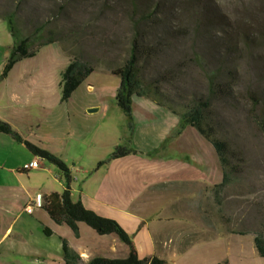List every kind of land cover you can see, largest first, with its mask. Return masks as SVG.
<instances>
[{"label":"rangeland","instance_id":"rangeland-1","mask_svg":"<svg viewBox=\"0 0 264 264\" xmlns=\"http://www.w3.org/2000/svg\"><path fill=\"white\" fill-rule=\"evenodd\" d=\"M11 13L20 36L32 38L30 50L52 32L71 54H82L93 64L115 68L126 59L136 40L152 48L149 59L141 61L145 82L166 77L169 82L161 84L165 94L179 102L210 97L213 125L218 137L228 142L234 154L231 164L237 172L230 174V183L216 197L211 192L207 207L227 230L260 229L264 224V0H0V75L13 45L2 17ZM60 41L40 47L34 57L16 63L5 84L24 74V80L30 82L28 103L46 109L44 125L49 132L58 115L66 116L73 107L93 101L100 102L101 114L109 122L116 124L121 118L116 130H124L127 120L122 119L115 103L120 80L103 68L89 75L68 103L61 102L60 75L70 58ZM40 82H45L43 90L38 87ZM219 86H227L229 96L210 94V87ZM27 124L23 131L36 130ZM59 141L63 153L60 159L75 167L72 186L79 193L83 172L90 169L95 158L89 154L70 162L68 158H74L81 142ZM15 144L24 154H30L24 145ZM33 144L41 148L53 143L45 139L42 144ZM14 155L19 156V150ZM41 163V171L23 174L26 187L34 192L51 184L62 191L58 182L63 179L54 181L58 169ZM9 223L4 218L1 226ZM38 258L41 262L45 258V264L55 261L43 255ZM261 262L264 264V260H252V264Z\"/></svg>","mask_w":264,"mask_h":264},{"label":"crops","instance_id":"crops-1","mask_svg":"<svg viewBox=\"0 0 264 264\" xmlns=\"http://www.w3.org/2000/svg\"><path fill=\"white\" fill-rule=\"evenodd\" d=\"M7 80L0 84V120L32 144L51 140V147L41 145V149L59 158L63 154L60 139L81 142L77 154L68 160L75 162L90 154L95 163L92 161L90 169L83 172L79 193L71 185L72 199L99 216L117 221L131 236L132 248L115 235L99 236L83 223L78 224L76 237L68 226L56 224L43 207L25 212L35 192H42L44 197L61 194L65 183L58 170L54 181L62 180L58 182L62 191L47 184L31 192L23 174L41 171L43 163L37 170L23 172L25 164L39 157L24 154L15 140L0 132V264H45V258L42 262L38 258L41 255L55 260L53 264H64L62 240L85 264L97 258L126 259L131 249L140 259L156 257L168 264H252L253 259L264 260L251 233L223 228L208 209L211 191L223 182L219 158L196 129L186 127L177 135L180 119L168 108L148 98L133 97L134 131L130 142L123 145L137 154L98 166L128 140L127 125L121 132L116 130L121 118L116 116V124L109 122L101 114L100 102L93 101L73 107L66 116L58 115L49 132L44 125L46 109L28 103L30 82L24 80V74L11 84H5ZM39 85L43 90L45 82ZM92 108L97 109L95 116L88 112ZM122 119H126L123 114ZM26 124L36 130L26 133ZM17 150L19 156L14 155V159ZM67 164L72 175L75 167ZM4 218L10 222L6 227L1 226ZM45 229L51 231L50 236Z\"/></svg>","mask_w":264,"mask_h":264},{"label":"trees","instance_id":"trees-1","mask_svg":"<svg viewBox=\"0 0 264 264\" xmlns=\"http://www.w3.org/2000/svg\"><path fill=\"white\" fill-rule=\"evenodd\" d=\"M148 16V14L144 15ZM152 17V16H151ZM148 17V18H151ZM6 20L9 31L13 37V45L11 46L7 63L0 75V84L7 79L13 67L22 59L31 58L36 55L40 47L54 44L60 40L54 37V33L43 42L39 43L34 49L30 50L29 46L32 38H22L15 28L14 14H8L2 17ZM38 31V30H37ZM138 35V32H136ZM61 43V41H60ZM62 44V43H61ZM63 45V44H62ZM65 52L68 53L70 61L60 77V94L61 102L68 103L81 85V83L93 72L99 68H103L107 73L116 76L120 80V87L116 93L115 103L127 120L128 140L134 131V121L132 116V98L144 97L148 98L158 106L168 108L172 113L180 119L177 135H179L186 127L196 129L214 148L223 169V182L215 186L211 192L218 195L221 190L230 183V174L236 173L237 170L231 164V158L234 155L227 141L221 139L217 135L216 128L213 125L210 112V97L206 99L192 98L190 101L179 102L175 98L165 94L162 83L169 82L164 76L152 82H145L141 78V61L149 59L152 55L151 46L139 45L136 40L127 53L126 59L121 65L115 68L107 64H93L87 60L82 54H71L63 45ZM212 96H229L227 86L210 87ZM218 91V92H217ZM181 99V98H178ZM264 130V122L261 124ZM0 132L11 137L19 144H23L26 149L34 156L41 160H46L50 164L58 168L61 177L65 183V189L61 194L54 193L50 198L45 200L42 206L49 214L51 219L58 225L68 226L76 237L79 236L78 224L83 223L94 230L99 236L115 235L122 243L132 248L131 236L122 228L115 220L99 216L95 212L87 209L81 201L72 199V176L66 163H64L56 155L39 148L29 141L24 140L12 127L0 120ZM131 154H137L136 151L124 145H118L110 156V159L98 164L102 166L110 160L119 159ZM251 233L254 236L255 248L258 255L264 258V224L260 229L254 232L240 231L239 233ZM45 233L50 236L51 231L45 229ZM238 233V232H235ZM63 242V263L64 264H85L81 256L72 248H70L66 240ZM88 264H168L159 258L140 259L131 249V253L126 259H104L97 258Z\"/></svg>","mask_w":264,"mask_h":264},{"label":"built area","instance_id":"built-area-1","mask_svg":"<svg viewBox=\"0 0 264 264\" xmlns=\"http://www.w3.org/2000/svg\"><path fill=\"white\" fill-rule=\"evenodd\" d=\"M40 159H36L29 164H25L22 168V171L29 173L31 171L37 170L41 167ZM54 193L48 194L46 197L43 196L42 192H35L29 204L25 207V212H31L33 207H42L45 204V200L50 198Z\"/></svg>","mask_w":264,"mask_h":264},{"label":"water","instance_id":"water-1","mask_svg":"<svg viewBox=\"0 0 264 264\" xmlns=\"http://www.w3.org/2000/svg\"><path fill=\"white\" fill-rule=\"evenodd\" d=\"M96 111H97L96 108H92V109H89V110H88L89 113H95Z\"/></svg>","mask_w":264,"mask_h":264}]
</instances>
